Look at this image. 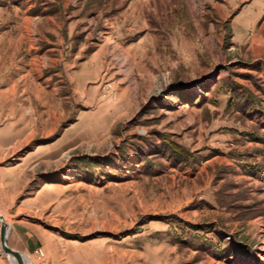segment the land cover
I'll use <instances>...</instances> for the list:
<instances>
[{"label": "rangeland", "instance_id": "374dc122", "mask_svg": "<svg viewBox=\"0 0 264 264\" xmlns=\"http://www.w3.org/2000/svg\"><path fill=\"white\" fill-rule=\"evenodd\" d=\"M261 33L264 0H0V167L46 189L0 211L9 247L25 222L99 264H264Z\"/></svg>", "mask_w": 264, "mask_h": 264}, {"label": "crops", "instance_id": "0c3cea01", "mask_svg": "<svg viewBox=\"0 0 264 264\" xmlns=\"http://www.w3.org/2000/svg\"><path fill=\"white\" fill-rule=\"evenodd\" d=\"M251 37H253L252 39L255 38L254 36ZM256 40L257 43L253 44V47L257 46L258 50L262 52L264 50V34L261 33V36L257 34ZM0 149H3L1 144ZM1 164H3V161H0V165ZM7 173L12 176L5 178L1 177ZM15 175L14 171L11 172L9 169H2L0 167V211L7 215L19 208L20 212L26 211L25 204L36 200L40 192L42 194V192L46 190L41 188L36 193L24 197V180L20 179V184H18ZM18 202H20V204ZM51 206H53V204L48 203V207ZM12 230L11 237H13L14 246L12 245L11 249L23 253L24 255L34 257L33 253L35 250L42 247L46 252V259L41 262V264H99V260L94 256H89L88 253L93 243L83 244L77 241L64 239L62 236L57 237L55 232L51 233L46 229L40 228L38 225H30L25 222H19L13 225ZM5 263V259L0 258V264Z\"/></svg>", "mask_w": 264, "mask_h": 264}, {"label": "water", "instance_id": "95a60500", "mask_svg": "<svg viewBox=\"0 0 264 264\" xmlns=\"http://www.w3.org/2000/svg\"><path fill=\"white\" fill-rule=\"evenodd\" d=\"M1 227H0V240L1 249L4 254L12 257L17 264H25L24 255L18 251L12 250L8 245L9 225L5 222L4 218L0 215Z\"/></svg>", "mask_w": 264, "mask_h": 264}, {"label": "built area", "instance_id": "2783aa9c", "mask_svg": "<svg viewBox=\"0 0 264 264\" xmlns=\"http://www.w3.org/2000/svg\"><path fill=\"white\" fill-rule=\"evenodd\" d=\"M35 253L38 260H42L45 257L44 252L41 249L36 250Z\"/></svg>", "mask_w": 264, "mask_h": 264}, {"label": "bare ground", "instance_id": "6f19581e", "mask_svg": "<svg viewBox=\"0 0 264 264\" xmlns=\"http://www.w3.org/2000/svg\"><path fill=\"white\" fill-rule=\"evenodd\" d=\"M0 215H1V213H0ZM23 259H24L25 264H27L28 263V259L25 258V257H23Z\"/></svg>", "mask_w": 264, "mask_h": 264}, {"label": "trees", "instance_id": "16d2710c", "mask_svg": "<svg viewBox=\"0 0 264 264\" xmlns=\"http://www.w3.org/2000/svg\"><path fill=\"white\" fill-rule=\"evenodd\" d=\"M260 178H261L262 181H264V172H263V175Z\"/></svg>", "mask_w": 264, "mask_h": 264}]
</instances>
